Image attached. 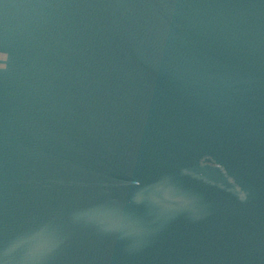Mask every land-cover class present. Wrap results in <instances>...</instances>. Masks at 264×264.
Instances as JSON below:
<instances>
[{
  "label": "water",
  "instance_id": "1",
  "mask_svg": "<svg viewBox=\"0 0 264 264\" xmlns=\"http://www.w3.org/2000/svg\"><path fill=\"white\" fill-rule=\"evenodd\" d=\"M0 264H264V0H0Z\"/></svg>",
  "mask_w": 264,
  "mask_h": 264
}]
</instances>
